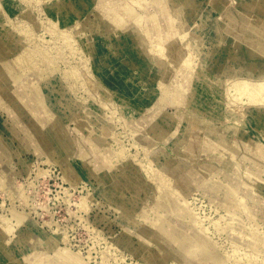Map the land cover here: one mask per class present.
<instances>
[{
  "label": "rangeland",
  "instance_id": "374dc122",
  "mask_svg": "<svg viewBox=\"0 0 264 264\" xmlns=\"http://www.w3.org/2000/svg\"><path fill=\"white\" fill-rule=\"evenodd\" d=\"M257 4L264 16V0H171L181 15L165 21L152 3L139 20L105 0H0V216L13 224L0 264L58 249L82 264H264V96L230 85L264 81V25L245 31L264 24ZM152 17L186 30L187 73L210 91L201 120L172 97L166 79L184 74Z\"/></svg>",
  "mask_w": 264,
  "mask_h": 264
},
{
  "label": "bare ground",
  "instance_id": "6f19581e",
  "mask_svg": "<svg viewBox=\"0 0 264 264\" xmlns=\"http://www.w3.org/2000/svg\"><path fill=\"white\" fill-rule=\"evenodd\" d=\"M132 1H133L132 3L134 5H137V8H139L138 9L139 12H137L135 9H133L129 5H128V8H125V7L122 8L121 5L119 4L120 3L119 0H105V2H107V6L110 9H112L115 12L120 13V14H124V12L126 14H130V15H132L130 18H132L133 15H135L136 13L137 14L139 13V15H138V19L139 20H141L142 18L143 19L145 18V20H146V13L150 14V11H151V10H149V8H150L149 5L151 3L155 6V10L156 11H160V13L162 15V18H166V19H164L165 21L170 16L173 19H178V18H180V15H181L180 9H177V10H173L172 9L171 0H151L150 3L147 2L146 7L143 4V1H145V0H132ZM246 5H248L249 8H253L252 5L249 4V3H247ZM255 8L257 9V13L261 14V16H263V12H262V9L259 6V4H257ZM141 9L142 10L144 9L142 13H141ZM109 20H110V18H109ZM149 20L152 23V24H149V25L154 26V29H151V32H154V31L156 33L165 32V34H166L167 30L170 27L171 28V32H172L171 36L173 37V41L175 40L176 44H180V46H178L179 49H174L176 45H174L173 41H169L170 46H168L167 67L169 68L168 70H170V69H172L171 68L172 65L175 64L177 66V68H173V70H175L174 74H176L178 72H180L181 75L184 74L183 81H179L175 76H174V78H172V75H171V77L168 76L169 78L166 79L165 82L170 83V89L175 94V95H172V97L176 96V100H177V102L181 103V106H183L185 103L189 104V106H191V112H192L191 113L189 111V113L193 114L196 117L198 111H203V108L199 104L198 99L202 98V97L203 98L209 97L210 96V91L205 86L200 85L199 84L200 82L198 80L194 81V77L192 76V74H188L187 73L189 71V69H186V68H189V57H190V54L188 52L189 49L187 48V47H189V46H187L189 43H187L186 35H185V32H184L186 30L185 29H184V31L180 30L181 32L176 31V27L172 24V22H171V25L167 24L168 25L167 26V28H168L167 30L166 29L162 30L161 29V25L158 24V20L159 19H156V17H152ZM111 21H113L117 25L118 24H122V22L118 19V17L116 15H114V20H110V22ZM250 21L251 22H248L246 24V28H245L246 30L245 31H249L250 33H252V31H254V32L256 31L258 34H260L262 36L261 30L259 29V28H261L264 25L263 23H261L262 21L259 18H258V22H255L254 20H250ZM179 22H181V21H179ZM111 24H113V23H111ZM180 24H182V23H180ZM252 25H254V28H253ZM259 44H260V46L259 47L256 46V49H258V50H260V51H262L264 53V44L262 42H259ZM234 80L230 79V85L235 89V92L237 91V92L240 93V96H241V94L242 95H246L247 98L250 97L252 100H256V101H258L259 99L263 98V96H264V81L260 80L258 82H254V83L252 82L250 84V83H246V82H241L239 80L238 81H234ZM188 91H189V94H188ZM209 112L214 113V111H210V110H209ZM206 114H207V112H206ZM206 114H204V116H206ZM211 115L213 116L214 114H211ZM212 116H210V117H212ZM198 118H197L198 120H201L200 117H198ZM207 118H208V115H207ZM208 122H210V121H208ZM207 126H209L208 123H207ZM196 129H198V128H196ZM245 132L244 131L240 132V137L241 138H240V140L237 141V144H236L237 151H239L238 152L239 158H243L244 157L243 147L246 145L247 142L250 141L249 137L245 134ZM204 151H207V147H206V150H204ZM11 214H12V218L15 221L14 225L20 226L21 224H23V222L25 220V215H24L25 213L23 214V212L12 211ZM9 225H11L10 226V228H11L13 224H9L7 220L6 221L3 220L2 217L0 216V228L3 229V232H6V230L8 231V229H10ZM17 239H19V238H17ZM14 242L16 243V247H15V243ZM14 242H11V244L9 243L10 244V248H12V250L13 249L17 250L18 253L19 252L21 253V252H24L26 244L28 243V239L23 237V238L19 239V241L17 240V241H14ZM5 246L1 248L2 251H0L1 252L0 257L2 255L5 257V255L8 254ZM56 247H58V246H56ZM21 255H22V253H21ZM54 259H56L57 262L61 263V264H82V260L78 256V254L69 252L66 249L55 250L53 258L52 259L48 258L46 264H54V262H55ZM43 260H44V258H43Z\"/></svg>",
  "mask_w": 264,
  "mask_h": 264
}]
</instances>
